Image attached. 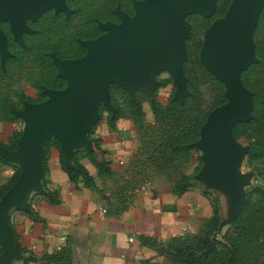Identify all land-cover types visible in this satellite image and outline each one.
<instances>
[{
  "label": "crops",
  "instance_id": "obj_1",
  "mask_svg": "<svg viewBox=\"0 0 264 264\" xmlns=\"http://www.w3.org/2000/svg\"><path fill=\"white\" fill-rule=\"evenodd\" d=\"M171 75H156L153 97L135 92L142 116L109 99L73 127L47 128L36 178L25 147L28 117L0 120V264H173L215 221L234 219L255 181L234 126L219 134L224 169L205 168V152L194 147L201 135L191 158L173 163L159 150V133L142 132L155 125L149 100L165 104L160 94ZM185 173L189 187L180 192Z\"/></svg>",
  "mask_w": 264,
  "mask_h": 264
},
{
  "label": "rangeland",
  "instance_id": "obj_2",
  "mask_svg": "<svg viewBox=\"0 0 264 264\" xmlns=\"http://www.w3.org/2000/svg\"><path fill=\"white\" fill-rule=\"evenodd\" d=\"M145 1L147 0H65L67 11L52 7L35 19H26V30L21 32L19 39L14 35L11 22H1L0 31L6 37V52L3 53L0 49V120L14 119L15 112L35 111L55 93L69 87V79L62 76L64 69L79 64L89 52L88 43L109 33L111 26H123L126 19H134L139 5ZM234 2L235 0H216L214 11L210 15L198 12L186 15L185 22L190 27L185 41L186 57L183 63L186 91L182 100L179 99L178 87L171 75V85H164L161 91L163 93L160 94L166 99L165 104H162L166 119L156 124L157 132L174 136L178 128L167 129L166 125L175 119L190 123L191 128L186 132L191 136L198 129L201 135L211 114L230 102L226 84L207 67L204 53L209 43L210 31L227 17ZM252 44L254 61L241 71L239 78L253 94V108L248 120L235 123L233 131L238 125H246V136H250V141L257 145L256 141L260 138L263 143L260 150L257 149L260 153L257 159L252 161L255 176L253 187L247 192L241 209L229 223L232 226L229 239L234 240L243 250L246 242L250 243L246 252H238V257L260 261L264 260V249L261 250L264 244H259L264 242V223L254 225L253 232L255 230L258 233L254 236H246L242 228L246 224L252 225L254 220L262 219L261 214L264 212V6L253 33ZM120 84L118 79L112 81L109 99L116 107L132 111L130 101L137 93L133 96ZM169 101L181 104V112L166 113ZM151 126L145 127L142 132H156ZM197 142L198 140L195 143ZM255 186L259 188L251 194ZM248 201L252 206L250 209L246 208ZM242 211L247 213L235 224Z\"/></svg>",
  "mask_w": 264,
  "mask_h": 264
},
{
  "label": "water",
  "instance_id": "obj_3",
  "mask_svg": "<svg viewBox=\"0 0 264 264\" xmlns=\"http://www.w3.org/2000/svg\"><path fill=\"white\" fill-rule=\"evenodd\" d=\"M215 2L147 0L139 5L134 19H126L123 26H111L109 33L88 43L87 56L74 67L64 69L62 76L69 79V87L55 93L35 111L22 113L30 124L25 139L27 155L39 167L34 178L41 172L37 151L39 136L61 122L75 126L79 116L94 112L101 101L109 105V86L114 79L133 96L141 90L153 97L159 85L156 75L168 71L175 79L182 100L186 91L185 41L190 30L185 17L193 12L210 15ZM263 6L264 0H235L227 17L208 35L204 61L226 84L230 102L211 114L201 131L203 141L194 144L205 152V168L221 166L224 169L225 158L217 154L219 134L222 130L232 131L237 122L247 121L252 111L253 94L239 76L254 61L252 37ZM52 7L67 11L65 0H0V23L11 22L14 35L19 39L26 30V19H35ZM0 49L6 52V37L1 31Z\"/></svg>",
  "mask_w": 264,
  "mask_h": 264
},
{
  "label": "trees",
  "instance_id": "obj_4",
  "mask_svg": "<svg viewBox=\"0 0 264 264\" xmlns=\"http://www.w3.org/2000/svg\"><path fill=\"white\" fill-rule=\"evenodd\" d=\"M151 110L153 116L155 118V125L151 126L152 128L156 127L162 119H166L165 112L163 111V105L158 101V98L155 97L152 100H149ZM168 108L167 112L176 111L178 112L182 109V105L176 101H169L166 105ZM130 107L135 112V114L142 116L144 115L143 111V103L141 98L138 96L136 99H132L130 101ZM186 113V112H185ZM164 114V116H162ZM171 115V114H169ZM168 116V115H167ZM164 117V118H163ZM14 119H17V113L15 112ZM169 125V126H168ZM150 127V128H151ZM173 129V127H177L178 129L175 130L176 134L172 136L170 133H159V138H161V144L159 145V150L164 154L163 156L169 161L175 163L178 161H188L191 158L193 149L190 147L191 144L195 143L200 136L199 129L198 132H195L194 136H191L186 132L188 128H191L190 123L184 122L182 123L181 120H172L167 123V129ZM172 127V128H171ZM200 128V127H199ZM246 125H238L235 127L234 134L237 138L243 139L247 145L249 146V160L254 161L257 159V156L260 154L258 151L261 148L262 140L259 138L257 139V145L252 143L250 140V136H246L248 134ZM155 131L157 129L155 128ZM254 147V148H253ZM256 147V148H255ZM259 149V150H257ZM1 159V157H0ZM189 177L188 173L182 175L181 184L178 186V191L184 192L188 189L189 185H185L184 183L187 181ZM259 188V187H258ZM257 186L252 189L251 194L258 190ZM247 209H250L251 203L250 201L247 202L246 205ZM252 207V206H251ZM246 210V209H245ZM247 212L242 211L238 218L235 220L240 219L243 217ZM246 218V217H245ZM260 220H254L253 224H246L243 229L246 236L250 235H257L258 233L253 228L254 225H260L261 222L264 223V212L261 214ZM262 220V221H261ZM229 223H221L220 220L215 221V224L209 232L201 237L194 245L189 247L188 249L178 251L173 255L172 263L173 264H264V260L260 261H250V259H246L245 257H238V252H246L250 243L247 241L245 244V249H241V246L237 245L234 240H230L231 236V228L232 226ZM256 227V226H255ZM258 228H261L258 226ZM263 228V225H262ZM235 230V228L233 229ZM263 246L264 242H259ZM262 248L261 250H263Z\"/></svg>",
  "mask_w": 264,
  "mask_h": 264
}]
</instances>
